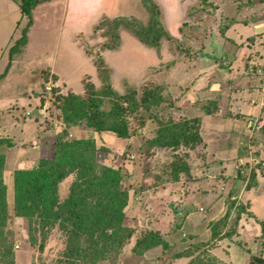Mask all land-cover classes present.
<instances>
[{
    "label": "rangeland",
    "instance_id": "obj_1",
    "mask_svg": "<svg viewBox=\"0 0 264 264\" xmlns=\"http://www.w3.org/2000/svg\"><path fill=\"white\" fill-rule=\"evenodd\" d=\"M32 1L30 16L12 26V54L0 55L8 216L0 220V264H63L73 243L57 221L29 232L23 217H13V178L35 168L58 172L60 196L81 178H123L117 237L130 231V238L94 264H264V1ZM149 20L151 31L138 37ZM156 26L168 34L158 44ZM108 87L138 99L148 92L126 115V138L68 119L67 100H57L96 95L108 110ZM195 118L201 141L187 156L157 146L164 123ZM56 138L69 143L57 154ZM175 158L185 171L171 173ZM145 231L159 245L137 253Z\"/></svg>",
    "mask_w": 264,
    "mask_h": 264
},
{
    "label": "trees",
    "instance_id": "obj_2",
    "mask_svg": "<svg viewBox=\"0 0 264 264\" xmlns=\"http://www.w3.org/2000/svg\"><path fill=\"white\" fill-rule=\"evenodd\" d=\"M21 1L23 2L21 5L22 12L30 16L33 1ZM130 21H134V19H121V25L125 26V23ZM152 23L154 21L149 20L148 26L139 24V33L136 35L146 37L151 31L152 26L150 25ZM156 27L157 29L153 31L154 36H151V39L153 40L152 43L158 44V39L163 34L168 37V34L163 32L161 27ZM147 93V91L143 92L141 99H138L135 91L128 94H118L117 92L113 93V90L108 87V92L104 95L109 106L108 110H101L102 102L96 98V95L82 97L75 94L72 96L60 94L57 95V100H67L61 106L66 109L69 104L67 108L70 111L68 119L83 118L90 123L93 130H108L114 132L118 137L126 138L130 133L126 125V115L128 112H133L138 104L140 105V101L147 97ZM88 109L101 110V115L99 112L89 115ZM158 131L157 146L174 149L172 152L174 157L177 156L178 152L176 151L178 149L182 150L184 156H187L189 151L195 149L201 141L196 118L190 119V121L170 120L160 126ZM57 138L53 143L56 154L65 150V147L69 145L65 141L58 142ZM76 143L78 142H74L73 145ZM170 167L171 173L177 174L185 171L187 164L185 160L181 161L175 158ZM16 173L12 186L13 217H23L28 223L29 232H32L33 227H37L41 222H47L45 226H49V222L57 221L62 234L65 233L69 240H73V243L69 245V251L67 249L62 252L63 254L61 253L60 259H62L63 264L100 262L105 257L104 251L111 250L112 247L120 249L123 243L130 238V231L127 235L122 236V240L121 237H117L122 230L123 207L127 200V190L120 189L123 178H120L118 173L111 172L108 178H104L97 184L92 183L93 178H81L70 185L66 196L59 195L58 185L63 178H59L60 175L56 170H51V168L50 171L43 168L28 171L19 169ZM80 173L87 174L86 171ZM5 189L4 184L0 182L1 221H6L8 217L5 211L7 208ZM261 225L264 227V220ZM159 242L156 233L145 231L141 237L137 238L133 249L137 253H141L159 245Z\"/></svg>",
    "mask_w": 264,
    "mask_h": 264
},
{
    "label": "crops",
    "instance_id": "obj_3",
    "mask_svg": "<svg viewBox=\"0 0 264 264\" xmlns=\"http://www.w3.org/2000/svg\"><path fill=\"white\" fill-rule=\"evenodd\" d=\"M19 1L20 4L17 0H0V55L4 54L8 49L11 50L7 55L12 54V40L14 35V28L12 26L19 24V21L25 20L26 18V15L21 10V0ZM7 60L6 56L5 62ZM8 71L7 74L9 75L10 71Z\"/></svg>",
    "mask_w": 264,
    "mask_h": 264
},
{
    "label": "built area",
    "instance_id": "obj_4",
    "mask_svg": "<svg viewBox=\"0 0 264 264\" xmlns=\"http://www.w3.org/2000/svg\"><path fill=\"white\" fill-rule=\"evenodd\" d=\"M262 107L264 108V101L262 102Z\"/></svg>",
    "mask_w": 264,
    "mask_h": 264
}]
</instances>
